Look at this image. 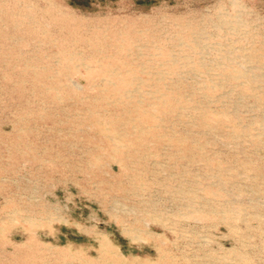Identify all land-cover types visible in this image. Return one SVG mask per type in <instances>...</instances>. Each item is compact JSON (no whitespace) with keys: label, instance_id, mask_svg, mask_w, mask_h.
<instances>
[{"label":"rangeland","instance_id":"obj_1","mask_svg":"<svg viewBox=\"0 0 264 264\" xmlns=\"http://www.w3.org/2000/svg\"><path fill=\"white\" fill-rule=\"evenodd\" d=\"M0 264H264V0H0Z\"/></svg>","mask_w":264,"mask_h":264},{"label":"bare ground","instance_id":"obj_2","mask_svg":"<svg viewBox=\"0 0 264 264\" xmlns=\"http://www.w3.org/2000/svg\"><path fill=\"white\" fill-rule=\"evenodd\" d=\"M106 241V240H105ZM113 246V245H112ZM104 248H105V246H104ZM115 251H117V250H115ZM119 256V255H118Z\"/></svg>","mask_w":264,"mask_h":264}]
</instances>
